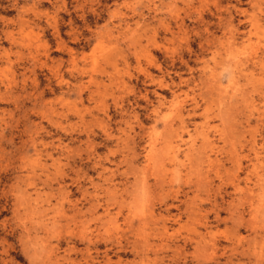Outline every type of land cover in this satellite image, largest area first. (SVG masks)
Instances as JSON below:
<instances>
[{"label": "rangeland", "instance_id": "374dc122", "mask_svg": "<svg viewBox=\"0 0 264 264\" xmlns=\"http://www.w3.org/2000/svg\"><path fill=\"white\" fill-rule=\"evenodd\" d=\"M0 264H264V0H0Z\"/></svg>", "mask_w": 264, "mask_h": 264}, {"label": "bare ground", "instance_id": "6f19581e", "mask_svg": "<svg viewBox=\"0 0 264 264\" xmlns=\"http://www.w3.org/2000/svg\"><path fill=\"white\" fill-rule=\"evenodd\" d=\"M213 73V72H212ZM263 82V81H262Z\"/></svg>", "mask_w": 264, "mask_h": 264}]
</instances>
